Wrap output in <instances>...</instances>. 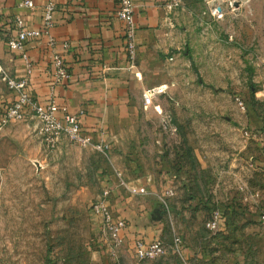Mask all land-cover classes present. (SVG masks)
<instances>
[{"label":"rangeland","instance_id":"1","mask_svg":"<svg viewBox=\"0 0 264 264\" xmlns=\"http://www.w3.org/2000/svg\"><path fill=\"white\" fill-rule=\"evenodd\" d=\"M182 2L168 89L108 157L67 139L50 150L34 119L0 130V264H264V0L220 19L213 0ZM105 200L129 226L159 228L165 254L139 260L127 235L112 255L91 209Z\"/></svg>","mask_w":264,"mask_h":264},{"label":"crops","instance_id":"2","mask_svg":"<svg viewBox=\"0 0 264 264\" xmlns=\"http://www.w3.org/2000/svg\"><path fill=\"white\" fill-rule=\"evenodd\" d=\"M19 1L0 0V60L12 77L22 79L27 77L26 64L19 52H11L7 47L9 38L16 34L13 21L22 16L28 27L39 28L48 0H32L35 4L32 10L19 8ZM56 2L51 34L59 43V49L63 43L70 44L65 58L72 75L69 85L55 88L57 103L73 114L84 110L83 128L95 140L110 142L114 149L120 144V128L134 125L138 119L144 104V90L167 81L163 69L165 56L172 50L182 54L184 38L178 27L184 18L167 7L169 0H134L138 56L136 67L130 70L125 26L115 17L119 0ZM243 4L242 0L237 11ZM28 55L34 64L29 91L39 103L46 104L53 81L46 42L31 43ZM16 98L0 80V107H6ZM109 186L111 189L118 187L116 184ZM126 217L122 218L127 224L125 239L127 235L138 239L137 242L149 243L158 239L155 237L161 233L159 228L129 226L132 217Z\"/></svg>","mask_w":264,"mask_h":264},{"label":"built area","instance_id":"3","mask_svg":"<svg viewBox=\"0 0 264 264\" xmlns=\"http://www.w3.org/2000/svg\"><path fill=\"white\" fill-rule=\"evenodd\" d=\"M215 5L211 8L213 17L220 19L224 16L227 7L233 11L238 10L242 0H213ZM182 0H169L167 7L170 10H178L182 7ZM18 7L21 9L32 10L35 4L32 0H20ZM57 11L56 0H48L44 7L41 26L39 28L28 27L22 16L15 17L13 25L16 28V34L7 41V47L11 52H19L27 67V77L17 79L12 77L4 64L0 60V80L16 95V100L6 107H0V130L5 128L13 121H26L34 119L39 126V132L47 148L54 150L63 139H67L71 144L81 148L90 149L100 155L108 157L113 150V145L104 140H95L91 133L83 128L82 118L84 110L73 114L67 112L58 103L55 95V88L58 86H67L72 80L70 69L67 65L65 54L69 52L70 44L63 43L59 49V43L51 34V29L55 24V13ZM115 17L125 26V48L128 54L130 70L136 67L138 49L135 42V4L134 0H119ZM46 42L50 51V61L53 68V81L51 96L46 104L39 103L29 91L30 75L33 71V61L28 55V46L34 42ZM170 60H173L171 58ZM108 69H105V71ZM164 85L152 87L144 90V106L150 107L159 95L166 93ZM239 108L246 111L245 103L236 99ZM120 186H125L120 172H115ZM106 196L111 194V188H107ZM142 193H145L143 190ZM172 190L166 195L171 196ZM92 212L100 220L101 226L105 232H108L110 242V251L114 255L124 246V234L127 229L126 221L122 218H116L107 200L94 204ZM221 211L216 210L212 214V219L207 223L210 230H216L220 227ZM259 222L264 227V212L259 215ZM179 241V240H178ZM166 245L162 239H154L149 243L138 241L135 246V255L139 260L154 259L164 255Z\"/></svg>","mask_w":264,"mask_h":264},{"label":"trees","instance_id":"4","mask_svg":"<svg viewBox=\"0 0 264 264\" xmlns=\"http://www.w3.org/2000/svg\"><path fill=\"white\" fill-rule=\"evenodd\" d=\"M223 217H224V212H221V222H223V219H224Z\"/></svg>","mask_w":264,"mask_h":264}]
</instances>
